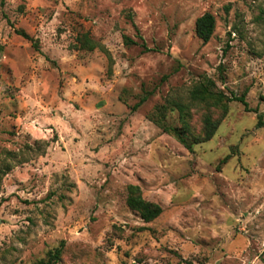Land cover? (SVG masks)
Instances as JSON below:
<instances>
[{"label":"rangeland","instance_id":"obj_1","mask_svg":"<svg viewBox=\"0 0 264 264\" xmlns=\"http://www.w3.org/2000/svg\"><path fill=\"white\" fill-rule=\"evenodd\" d=\"M208 81L257 113L193 101ZM204 115L219 126L192 152L158 125L200 137ZM59 248L56 264H264V0H0V264Z\"/></svg>","mask_w":264,"mask_h":264},{"label":"trees","instance_id":"obj_2","mask_svg":"<svg viewBox=\"0 0 264 264\" xmlns=\"http://www.w3.org/2000/svg\"><path fill=\"white\" fill-rule=\"evenodd\" d=\"M216 26L215 18L210 13H205L196 20L195 23V35L202 41V43H208L213 36ZM23 37L27 36L24 33H20ZM125 43L127 45H134L135 43L129 38H125ZM214 84L211 81H208L206 84H201L200 86L195 87L191 91V99L193 101L205 102L207 100H213L216 104H221L222 102L231 103L239 102L243 105L246 112H255L257 110H251L248 108V104L245 100V95L239 97L231 95L230 97L225 96L222 93L212 92ZM145 99H142L136 106L137 108L140 104L144 102ZM182 111V110H181ZM257 127H263V122L261 120V115H257ZM158 124V123H157ZM162 128L164 133L172 135L183 147L192 152V147L197 144H202L210 141L215 135L219 122L215 121L209 115H204L202 119V135L195 137L191 134L190 128L186 122H183L182 127H170L165 124H158ZM137 188H130V196L128 197L126 204L132 211L136 212L144 222H151L158 218L161 215V208L159 206L145 202L139 194H137ZM61 248L57 249L54 253L49 254V259L46 264H56L60 258Z\"/></svg>","mask_w":264,"mask_h":264}]
</instances>
